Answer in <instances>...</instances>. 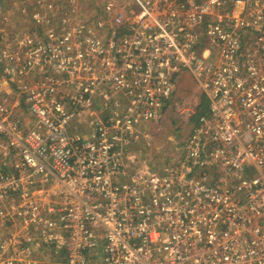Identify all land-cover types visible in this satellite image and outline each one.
I'll return each mask as SVG.
<instances>
[{
  "label": "built area",
  "instance_id": "built-area-1",
  "mask_svg": "<svg viewBox=\"0 0 264 264\" xmlns=\"http://www.w3.org/2000/svg\"><path fill=\"white\" fill-rule=\"evenodd\" d=\"M129 1L96 23L39 1L42 40L12 33L23 50L0 53V264L41 247L61 264H264V5ZM184 75L208 108L158 172L129 146Z\"/></svg>",
  "mask_w": 264,
  "mask_h": 264
},
{
  "label": "rangeland",
  "instance_id": "rangeland-1",
  "mask_svg": "<svg viewBox=\"0 0 264 264\" xmlns=\"http://www.w3.org/2000/svg\"><path fill=\"white\" fill-rule=\"evenodd\" d=\"M39 1L54 6L53 15L57 14L55 23H58V20L65 14L74 16L71 8L69 7L67 9L69 4L65 5V0H0V6L3 8L2 14L0 15V33H3V30L8 32L6 41H0V53L6 50L5 48L7 45L11 50H23V45L11 40L12 33L30 36L35 32L36 37L42 40L40 32L35 29L30 16L31 13L38 9L36 3L39 5ZM105 1L106 0H78V6L82 9L83 17H87L91 22L96 23V20L102 17L101 9ZM196 1L202 3L210 0ZM221 1L224 2L225 6L216 9L215 17L222 16L223 12L229 11L230 13L236 6L241 5L240 3H236L238 0ZM241 1L244 2L242 7L247 9V13L259 14L262 5H264V0ZM119 3L125 12H135L129 0H119ZM61 7H63L64 10H61ZM247 15L249 16L250 14ZM247 15H245L244 18H247ZM248 20H252V18ZM181 79L182 80H178L176 83L173 98V104L177 103V109L170 107L169 111H167V114L160 122L148 123V127L142 128L145 138L140 140L139 143L129 146V149L132 151L131 154L135 159L142 156V160L158 172L172 166V164L178 161V154H176L174 148L176 146H183L185 139L188 137L197 121V119H194L193 114L190 117H186V113L181 112V110L178 109V105L182 104L185 106V109L195 110L198 109L197 106H200L202 103V94L198 90L192 77L184 75ZM34 258L40 264H61L63 255L55 254L53 251L41 247L36 251Z\"/></svg>",
  "mask_w": 264,
  "mask_h": 264
},
{
  "label": "trees",
  "instance_id": "trees-1",
  "mask_svg": "<svg viewBox=\"0 0 264 264\" xmlns=\"http://www.w3.org/2000/svg\"><path fill=\"white\" fill-rule=\"evenodd\" d=\"M201 100H202V103L198 108V113L193 116L194 119H198V116L204 114L206 112V109L208 108V103H207L206 97L202 96Z\"/></svg>",
  "mask_w": 264,
  "mask_h": 264
},
{
  "label": "crops",
  "instance_id": "crops-1",
  "mask_svg": "<svg viewBox=\"0 0 264 264\" xmlns=\"http://www.w3.org/2000/svg\"><path fill=\"white\" fill-rule=\"evenodd\" d=\"M2 87H3V88L6 90V91H9V87H8V86H6V84H5V83H3Z\"/></svg>",
  "mask_w": 264,
  "mask_h": 264
}]
</instances>
